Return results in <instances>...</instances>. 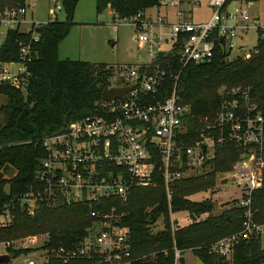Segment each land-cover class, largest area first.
<instances>
[{"label": "built area", "instance_id": "built-area-1", "mask_svg": "<svg viewBox=\"0 0 264 264\" xmlns=\"http://www.w3.org/2000/svg\"><path fill=\"white\" fill-rule=\"evenodd\" d=\"M228 1L210 0L212 15L207 22L187 19L181 0L161 1V7L176 9L172 23L146 15L123 19L138 31V43L148 45L150 62L138 67H113L107 88L133 89L123 99L103 102V115L73 122L64 131L43 139L44 157L36 181L18 198L22 210L32 218L42 207L85 206L91 219L87 234L73 248H48V235L2 242L0 248L12 256L7 264H156L157 254L134 256L130 228L123 225V219L132 191L154 186L158 174L164 180L169 203L178 182L207 178L212 173L239 190L236 198L244 208L241 229L212 244V253L232 260L241 242L255 240L264 246V208L257 205L264 202V112L252 88H221L218 112L200 120L197 140L187 145L190 107L177 95L179 76L171 68L156 64L163 50L154 51L163 39L172 45L180 42L178 57L183 67L210 63L217 42L220 48L232 52V58L236 49L241 50V56L250 55L254 48L245 51L244 38L253 30L264 29L250 16L249 3ZM233 3L237 5L231 8ZM34 9L35 4L25 3L0 10V84L23 92L33 79L30 67L38 54V30L47 24L34 18ZM61 10L63 5L57 1L48 16L57 21ZM11 32L20 35L16 56H11L6 45ZM171 79L172 90L167 89ZM230 144L242 153L231 170L216 172V152ZM6 214L7 218L0 216V227L12 223V215L8 211ZM17 252L21 254L15 257ZM163 254L167 256L168 251ZM174 254L173 264H188L185 252L175 248ZM18 259L23 262L17 263Z\"/></svg>", "mask_w": 264, "mask_h": 264}, {"label": "trees", "instance_id": "trees-1", "mask_svg": "<svg viewBox=\"0 0 264 264\" xmlns=\"http://www.w3.org/2000/svg\"><path fill=\"white\" fill-rule=\"evenodd\" d=\"M80 0H62L65 21H53L38 30L40 43L37 58L31 64L32 82L23 92L10 85L0 84V94L6 103L0 107L3 122L0 124V216L8 211L12 223L0 227V243L17 240L29 235H48V248H73L84 240L91 219L85 206L60 205L42 207L35 217L22 210L18 200L36 181L41 160L44 157L42 141L47 136L64 131L73 122L89 116L103 115L102 96L109 86L113 67L95 65L87 61L61 60L59 48L69 36ZM162 0H95L96 13L102 16L111 10L120 20L132 18L153 8H160ZM234 0H229L228 4ZM258 0H243L245 3ZM26 0H0V10L25 5ZM18 32L8 35L6 45L16 56ZM180 42L170 50L159 52L156 64L172 69L179 76L177 95L190 107L186 119L190 137L187 145L198 138L200 120L214 117L220 106L221 88L251 87L259 109L264 112V30L258 32V42L248 56L232 58V52L220 48L217 42L214 59L210 63L180 64ZM111 69H110V68ZM174 79L167 81L172 90ZM242 151L233 144L216 152L213 167L216 172L232 169ZM9 174V177H7ZM149 188L134 189L125 208L123 225L130 228L133 254L148 256L157 252L156 264H173L174 249L192 251L202 264H264V248L259 241L241 242L232 260L212 253L215 242L238 232L244 220V208L239 199L233 208L220 217H208L204 222L193 223L186 228H171V213L187 212L191 220L201 219L213 211L211 200L193 201L190 196L200 192H215V173L192 177L178 182L174 188L171 205L167 200L162 175ZM258 208H264L260 201ZM151 216L163 218L165 228L157 234L151 232ZM257 221L262 218L257 217ZM168 251V255H164ZM21 252L15 253L18 257ZM58 264V263H51ZM154 264V263H153Z\"/></svg>", "mask_w": 264, "mask_h": 264}, {"label": "rangeland", "instance_id": "rangeland-1", "mask_svg": "<svg viewBox=\"0 0 264 264\" xmlns=\"http://www.w3.org/2000/svg\"><path fill=\"white\" fill-rule=\"evenodd\" d=\"M62 5V0H26V5L35 4L33 10L34 18L42 24L54 21L48 16V11L56 7V3ZM210 0H181L182 10L187 19L193 20L195 23L207 22L211 15L212 9L208 5ZM237 3H233L231 8H234ZM176 9L163 6L155 8L147 12V16L153 20L165 18L166 23H172L175 20ZM105 12L102 16L105 17L101 21L96 13L95 0H80L76 9L74 23L71 27L69 36L62 42L61 48L62 59L87 61L95 65L106 64L111 67L126 66L138 67L150 62L148 45H140L137 41L138 31L129 23L118 19L115 16H110ZM249 14L253 19L259 21V25L264 29V0H258L249 6ZM31 15V12L30 14ZM258 18V19H257ZM66 15L64 10L58 12V21H65ZM170 29V28H169ZM168 29V31H169ZM242 47L245 51H250L257 45L258 32L253 30L244 38ZM172 42H165L160 47H155L157 53L160 50H170ZM64 51V52H63ZM247 55V53H244ZM241 55V50L233 51V57ZM6 103V98L0 94V107ZM3 122L0 114V124ZM9 177V174H7ZM215 192H200L190 198L196 202H204L211 200L214 204L213 211L208 215H203L201 219L191 220L187 212L171 213V228H186L193 223L204 222L208 217H220L224 213L233 208L236 196L239 195V190L231 184L226 183L223 178L216 179ZM239 198V196H238ZM171 205V203H169ZM165 228L163 218H159L152 226L151 232L157 234ZM229 236V235H228ZM264 245V244H263ZM264 247V246H263ZM6 251L0 248V254H5ZM157 252H151L148 256H154ZM186 261L188 264H200L198 258L194 256L192 251L185 252ZM17 263H22L23 259H18Z\"/></svg>", "mask_w": 264, "mask_h": 264}, {"label": "water", "instance_id": "water-1", "mask_svg": "<svg viewBox=\"0 0 264 264\" xmlns=\"http://www.w3.org/2000/svg\"><path fill=\"white\" fill-rule=\"evenodd\" d=\"M101 21H103L104 17H100ZM157 41V39H156ZM133 89V86H125V87H118V88H106L103 92L102 101L103 102H110L114 100H120L125 97L127 93H129ZM156 218L151 216L149 219L150 223H154ZM12 260V256L10 254H0V264H7Z\"/></svg>", "mask_w": 264, "mask_h": 264}, {"label": "crops", "instance_id": "crops-1", "mask_svg": "<svg viewBox=\"0 0 264 264\" xmlns=\"http://www.w3.org/2000/svg\"><path fill=\"white\" fill-rule=\"evenodd\" d=\"M249 6H252L253 5V2H251V3H249L248 4ZM155 8H153V10H154ZM150 10H152V9H150ZM150 10H148L147 12L149 13L150 12ZM147 12L145 13V15L147 16ZM108 15H110V16H114V13L111 11V10H109L108 11V13H107ZM148 17V16H147ZM258 19V18H257ZM105 20V17H104V19H103V21ZM193 21V20H192ZM157 39V41L156 42H158L159 40H158V38H156ZM163 43V42H162ZM62 44V43H61ZM160 47V46H159ZM62 48H61V45H60V48H59V57H60V59L61 60H66V59H62L61 58V54H63L62 52ZM64 52V51H63Z\"/></svg>", "mask_w": 264, "mask_h": 264}]
</instances>
